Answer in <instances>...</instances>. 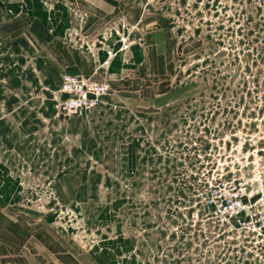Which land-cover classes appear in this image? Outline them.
Listing matches in <instances>:
<instances>
[{"label":"rangeland","instance_id":"1","mask_svg":"<svg viewBox=\"0 0 264 264\" xmlns=\"http://www.w3.org/2000/svg\"><path fill=\"white\" fill-rule=\"evenodd\" d=\"M161 1L175 47L166 74L151 80L158 90L149 94L146 81L118 96L110 86L102 102L146 105L132 117L130 174L126 159L106 161L110 175L92 160L112 188L82 192L77 206L35 176L15 224L0 221V264H90L84 256L118 232L136 242L140 264H264V242L231 231L206 205L210 184L227 198L245 188L264 216V0ZM110 33L122 35L114 23L101 37ZM119 199L113 222L99 220Z\"/></svg>","mask_w":264,"mask_h":264},{"label":"crops","instance_id":"2","mask_svg":"<svg viewBox=\"0 0 264 264\" xmlns=\"http://www.w3.org/2000/svg\"><path fill=\"white\" fill-rule=\"evenodd\" d=\"M165 11L161 0H0V221L15 224L22 191L35 186L37 175L50 180L64 204L77 206L82 192L112 188L99 183L92 160H104L110 175L114 164L106 161L126 159L130 174L132 117L146 105L107 98L87 116L66 119L57 107L65 97L60 78L93 76L118 96L150 81L144 88L152 94L158 86L151 80L166 74L175 47ZM112 23L123 37L104 39ZM154 95L159 100L166 92ZM123 204L113 200L99 220L112 221L110 212ZM141 256L136 242L118 232L84 257L90 264H140Z\"/></svg>","mask_w":264,"mask_h":264},{"label":"built area","instance_id":"3","mask_svg":"<svg viewBox=\"0 0 264 264\" xmlns=\"http://www.w3.org/2000/svg\"><path fill=\"white\" fill-rule=\"evenodd\" d=\"M111 34L108 35V38ZM59 92L65 96L57 102L60 116L66 119L82 118L102 104L110 92V84L107 81H99L93 76L65 73L60 78ZM231 174L233 175V173ZM231 174L228 176L229 181L238 183L236 176H231ZM221 179L222 176L219 180L223 186L224 181ZM209 189L210 193L206 203L209 210L224 216L231 231H239L245 237L260 238L264 242V216L260 217V212L254 209L245 188L239 196L232 195L229 198L220 192V185L210 184ZM212 190H215L216 194H213Z\"/></svg>","mask_w":264,"mask_h":264}]
</instances>
